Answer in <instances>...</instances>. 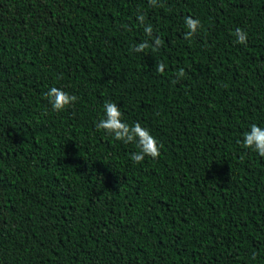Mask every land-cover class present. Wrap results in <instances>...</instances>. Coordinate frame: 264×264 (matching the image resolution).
Masks as SVG:
<instances>
[{"label": "trees", "instance_id": "1", "mask_svg": "<svg viewBox=\"0 0 264 264\" xmlns=\"http://www.w3.org/2000/svg\"><path fill=\"white\" fill-rule=\"evenodd\" d=\"M41 31L0 36V264H264V156L238 143L264 122V0H62ZM108 100L158 158L95 128Z\"/></svg>", "mask_w": 264, "mask_h": 264}, {"label": "clouds", "instance_id": "2", "mask_svg": "<svg viewBox=\"0 0 264 264\" xmlns=\"http://www.w3.org/2000/svg\"><path fill=\"white\" fill-rule=\"evenodd\" d=\"M150 3L153 6H157L161 3V0H150ZM136 19L147 36L152 38L151 46L159 47L161 45V37L154 34L151 23H145V14L142 11L137 12ZM184 23L188 29L185 32L186 37H191L197 33L201 26L200 19L192 15L186 16ZM234 35L237 43H247L249 33L244 28H235ZM147 47H149L148 39L138 41L135 44L136 51H142ZM155 67L156 71L163 73L167 65L161 61ZM184 74L185 69L180 68L176 72V78L179 79ZM44 95L47 97L51 108L57 111L64 110L66 106L77 100L75 94L56 85L50 86ZM95 128L104 130L125 143L135 142L138 145V150L130 153V158L135 162H142L146 157L158 158L164 146L159 137L148 126L142 124L141 121L136 120L129 124L125 118L123 108L113 100H108L103 104V113L95 122ZM238 143L247 149L255 150L260 156H264V122L251 123L249 128L243 133L242 138L238 140Z\"/></svg>", "mask_w": 264, "mask_h": 264}, {"label": "rangeland", "instance_id": "3", "mask_svg": "<svg viewBox=\"0 0 264 264\" xmlns=\"http://www.w3.org/2000/svg\"><path fill=\"white\" fill-rule=\"evenodd\" d=\"M61 2L62 0H0V36H29L44 34L41 30L55 31Z\"/></svg>", "mask_w": 264, "mask_h": 264}]
</instances>
